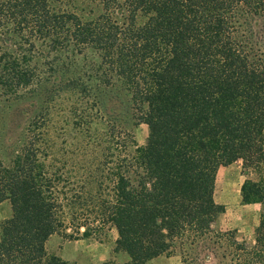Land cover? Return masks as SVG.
<instances>
[{"label":"trees","instance_id":"trees-1","mask_svg":"<svg viewBox=\"0 0 264 264\" xmlns=\"http://www.w3.org/2000/svg\"><path fill=\"white\" fill-rule=\"evenodd\" d=\"M89 1L0 0V96L38 100L0 160V264H72L48 239L106 224L125 264H264V210L251 245L213 228L220 167L240 161L242 203L264 207V0Z\"/></svg>","mask_w":264,"mask_h":264},{"label":"rangeland","instance_id":"rangeland-1","mask_svg":"<svg viewBox=\"0 0 264 264\" xmlns=\"http://www.w3.org/2000/svg\"><path fill=\"white\" fill-rule=\"evenodd\" d=\"M63 4L66 9L78 14L88 13L91 7L89 0H63ZM254 28L255 31H260V34L264 31V25L260 21H256ZM57 81H59L58 77L52 79V82ZM37 101V97L10 101L0 96V160L4 164H9L14 151L19 146L28 120L33 116ZM103 101L107 105L116 103L120 111L125 108L123 107L126 103L125 97L120 92L116 94L106 92ZM57 103L61 102L57 101ZM62 105L61 103L56 106ZM133 133L137 145L144 146L148 134L147 126L139 124L134 127ZM244 180L245 175L240 161L218 169L215 177L213 198L216 204L223 206L224 212L219 216L213 228L222 232L232 231L238 241L251 245L254 231L258 226L259 217L264 207L258 204L242 203L240 188ZM9 214V204L7 202L0 204V225ZM112 228L106 224L89 239L79 238L77 240L68 237V235L73 233L72 230L60 231L48 239L46 250L48 254L57 256L64 261L67 259L73 260L74 262L67 261L72 264H93L86 253L102 255L99 263L108 264L109 261L112 262L115 240L117 239V234L114 230L111 231ZM120 254L122 253L117 255L120 257ZM146 264L181 263L177 252H170Z\"/></svg>","mask_w":264,"mask_h":264},{"label":"crops","instance_id":"crops-1","mask_svg":"<svg viewBox=\"0 0 264 264\" xmlns=\"http://www.w3.org/2000/svg\"><path fill=\"white\" fill-rule=\"evenodd\" d=\"M113 230L116 233V230L114 228L111 229V231H113ZM81 241H83V240H81ZM86 254H87V256H89L91 258L90 260L93 262V264H100L99 260H101L100 258L102 257V255H99V254L91 255L88 253H86ZM117 254L113 253L112 262L109 261L108 264H110V263H112V264H125L126 262H128V257L126 258V254L122 253V254H120V257ZM66 261L74 262L73 260H70V259H67Z\"/></svg>","mask_w":264,"mask_h":264}]
</instances>
